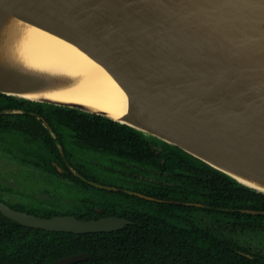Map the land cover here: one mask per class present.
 <instances>
[{
  "label": "water",
  "instance_id": "obj_1",
  "mask_svg": "<svg viewBox=\"0 0 264 264\" xmlns=\"http://www.w3.org/2000/svg\"><path fill=\"white\" fill-rule=\"evenodd\" d=\"M4 15L70 42L99 63L126 95L127 110L115 119L25 98L21 94L39 83L3 62L0 94L125 124L264 194V0H0V24ZM0 211L49 232H113L131 223L115 216L42 218L3 203ZM86 259L79 252L46 264Z\"/></svg>",
  "mask_w": 264,
  "mask_h": 264
},
{
  "label": "trees",
  "instance_id": "obj_2",
  "mask_svg": "<svg viewBox=\"0 0 264 264\" xmlns=\"http://www.w3.org/2000/svg\"><path fill=\"white\" fill-rule=\"evenodd\" d=\"M31 103L0 94V127H14L9 117L19 120L28 117L35 121L32 116L24 115L33 111L27 105ZM38 105L49 121H56L53 129L58 133L64 153L67 150L62 136L73 132L98 153L135 164L132 165L135 172L145 178L141 181L143 187L137 190L161 201L101 191L107 195L104 199L96 203L82 202L76 215L81 219L98 217L100 214L92 209L96 205L103 208L101 215L126 209L134 222L132 225L113 232L86 234L26 230L32 234L27 243L30 254L26 258L18 257L15 264H34L32 259L39 256L49 261L78 252H84L87 259L75 264H264L263 251L251 253L238 241L219 238L212 228L202 227L190 217L192 211H202L216 222L264 233V214L242 212L264 211V194L236 182L176 146L145 136L125 124L75 109ZM6 109L25 112L1 113ZM114 196L118 201L109 200ZM184 202L201 203L203 207L188 206ZM244 253L252 254L255 260ZM0 264H9V258L1 259Z\"/></svg>",
  "mask_w": 264,
  "mask_h": 264
},
{
  "label": "flooded vegetation",
  "instance_id": "obj_3",
  "mask_svg": "<svg viewBox=\"0 0 264 264\" xmlns=\"http://www.w3.org/2000/svg\"><path fill=\"white\" fill-rule=\"evenodd\" d=\"M40 110L41 108L39 109L38 112L36 111L34 114L20 113L29 117L32 116L35 119V121L28 119V117H25L24 119L21 120L15 117H11L9 120L11 121L12 126L14 127H10L9 129L0 127V153L3 154L4 157L11 159L15 163H18L21 166H23L24 168H27V170L24 169L25 172L27 173L26 175H24L23 178L29 179L31 175L35 174V176H38L43 180L45 178L47 180L49 178H53V179L56 178L58 183H63L68 187L77 186V187H83L85 189L95 188L97 190L109 192V193L120 192L150 201H158V202L161 201L158 198L147 196L137 190L139 189V187H143L141 181H143L145 178H143L141 173L135 172V167L134 166L132 167V165L135 164L124 161L115 156H108L102 153H98L93 148L82 143L81 142L82 139L79 138V135L73 132L68 133L67 136L64 135L62 136V140L64 141L65 148L67 150V152L64 153L65 151L63 150V147L60 143L58 133L57 131H55V129H53L54 126H56L54 125L56 121L54 119H52V121H49L48 118L45 116L46 113L40 112ZM5 114H17V113H5ZM12 133L18 134V139L21 140V141L19 140L20 143L17 144V147L15 146V144L9 147V145L8 146L5 145V142L3 141L4 135L7 134V137L10 138V135ZM49 137L52 139L53 146L50 143L51 141ZM75 146L85 148L86 150H90L93 154H96V156L98 155L99 157L102 158V161H100L99 163L93 161L95 167L103 170L101 172V175H99V177L88 173V171H86V168L83 165L84 162L81 163V161H77L76 159L72 158L71 149L74 148ZM17 149H21L23 151L21 152L22 154H19ZM31 150L33 151L38 150L42 158L41 161H34L32 159L33 158L32 156L26 154V152ZM17 154H19L18 158H17ZM69 173L72 174V176H69ZM13 178L16 181L15 174ZM91 182L99 184L100 186L107 187L108 189L104 187L103 188L97 187L91 184ZM82 183L88 185V187L84 186ZM40 192H45L46 194H48L50 191L48 188H42ZM52 194L54 195L51 197V199H47L43 197H34L32 194H28V193L26 194L25 192L18 189L6 188L0 183V203L5 204L7 207L15 211L24 212L42 218H51L53 216L68 215L81 219L76 214L78 213V211H80L79 207L82 204V202L88 200L96 203L101 201V199H104L103 197H97L96 195H88V196L83 195L82 197L73 196L66 200L67 205L63 200L61 203L62 204L61 208L59 207L60 205L54 208L51 206L52 203L50 202L54 201L55 203L56 199H54V196H59V195H56L53 192ZM137 194L142 196H138ZM8 195L9 197L12 198H9ZM110 198L109 200L113 202L118 201V198H116L115 196ZM34 199L37 200V202H40V204L42 205H44L45 203L47 205L44 207H40L39 205L38 206L29 205L30 201ZM187 203L199 204L202 206L188 205ZM184 204L188 206H195L200 208L203 207V204L197 202H184ZM107 205H109V203ZM50 206L52 208H50ZM92 209L94 212H96V214L97 213L100 214V216L98 217L94 216V218H90V219H100L104 217L115 216V217L127 219L131 222L130 224H126L125 226L132 225L134 223L128 217L126 209L118 210L117 212H115V214L113 213L109 215H101L103 208L97 205L93 206ZM193 212L203 213L202 211H192L190 215H192ZM48 214H50L49 217ZM90 219H81V220H90ZM16 224H18L20 228H17ZM26 230H42V229H35V228L23 226L18 222L5 217L0 211V260L1 259L6 260V257H8L9 264H15L18 257L20 258L23 256L25 257L26 255L30 254V251L27 249L28 247L27 243L29 242L32 234L31 232ZM45 232H49V231H45ZM26 235H28L27 238ZM25 238L26 240L25 242H23L24 243L23 245L22 241H24ZM17 239H19L20 242L17 243ZM257 251L260 250H256V251L251 250V253H255ZM244 255L250 260L253 261L255 260V257L252 254L244 253ZM30 258L32 259L31 256ZM59 258H55L47 261L44 260L45 257L43 258L39 256L34 260L32 259V262L34 264H46L48 262H51ZM251 264H257V262H252Z\"/></svg>",
  "mask_w": 264,
  "mask_h": 264
},
{
  "label": "bare ground",
  "instance_id": "obj_4",
  "mask_svg": "<svg viewBox=\"0 0 264 264\" xmlns=\"http://www.w3.org/2000/svg\"><path fill=\"white\" fill-rule=\"evenodd\" d=\"M1 20L0 62L39 83L21 96L77 105L115 119L126 113L127 98L118 83L75 45L16 18L4 15Z\"/></svg>",
  "mask_w": 264,
  "mask_h": 264
},
{
  "label": "rangeland",
  "instance_id": "obj_5",
  "mask_svg": "<svg viewBox=\"0 0 264 264\" xmlns=\"http://www.w3.org/2000/svg\"><path fill=\"white\" fill-rule=\"evenodd\" d=\"M28 101V100H27ZM32 102L31 104H27L30 106V108L33 110L30 114H34L36 111H39V105L42 103L38 102ZM34 103H38L35 105ZM9 117L8 119H10ZM1 126V125H0ZM14 137V138H13ZM18 139V134L12 133L10 135V138L7 137V134L4 135L3 141L5 142V145L12 146L15 144L17 147V144L20 143ZM19 154H22L23 152L21 149H17ZM25 152V151H24ZM72 158L76 159L77 161H81L83 163L84 167L86 168V171L88 173L93 174L95 176L101 175V172L103 171L100 168L95 167L93 164L94 162L99 163L102 161V158L99 157L96 154H93L90 150H86L82 147L75 146L71 149ZM19 154H17V158L19 157ZM27 155L32 156L34 161H41V155L39 154L38 150H31L26 152ZM94 165V166H93ZM27 168H24L18 163H15L11 159H8L7 157H4L3 154L0 153V183L5 186L6 188H12V189H18L26 194H32L34 197H43L47 199H51V197L55 193L59 196H54L55 203H52V207H59L62 206V201H65V204L67 205L66 200L70 197H82L83 195H96L97 197H104L107 196L106 194H103L100 190H97L95 188H83V187H77V186H66L63 183H58L56 178H49L48 180L45 178L44 180L41 179L38 176H35V174L31 175L29 179L23 178L24 175H26L27 172L25 170ZM35 172V171H34ZM36 173V172H35ZM14 174L16 175V181L14 180ZM118 181V180H116ZM42 188H48L49 192L46 194L45 192H40ZM40 192V193H39ZM9 197V195H8ZM14 197V196H13ZM12 198V197H9ZM16 198V197H15ZM24 198V197H23ZM26 198V197H25ZM53 199V198H52ZM32 206H40L44 207L47 204L44 205L40 204V202H37V200H31L30 204ZM50 206V208H52ZM59 208V209H60ZM194 221L199 223L203 227H210L214 231L215 235L219 238H226L238 241L240 244H242L245 247H248L250 250H260L264 251V233L258 232L257 230L252 229H241L239 227L235 228L231 225L224 224L222 222H216L212 219H210L208 216L204 215L201 212H193L192 215H190Z\"/></svg>",
  "mask_w": 264,
  "mask_h": 264
}]
</instances>
